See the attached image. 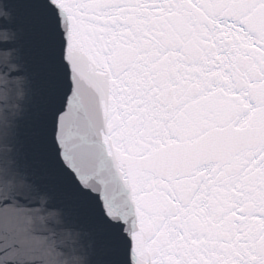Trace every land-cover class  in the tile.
Instances as JSON below:
<instances>
[{"label": "snow or ice", "instance_id": "obj_1", "mask_svg": "<svg viewBox=\"0 0 264 264\" xmlns=\"http://www.w3.org/2000/svg\"><path fill=\"white\" fill-rule=\"evenodd\" d=\"M0 264H264V0H0Z\"/></svg>", "mask_w": 264, "mask_h": 264}]
</instances>
